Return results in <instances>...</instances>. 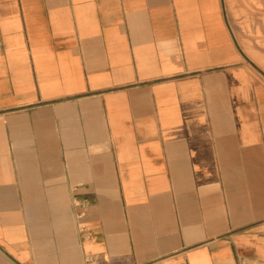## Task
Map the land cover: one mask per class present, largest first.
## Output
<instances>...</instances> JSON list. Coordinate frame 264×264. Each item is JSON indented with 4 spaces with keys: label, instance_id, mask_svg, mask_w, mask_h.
Instances as JSON below:
<instances>
[{
    "label": "crops",
    "instance_id": "0c3cea01",
    "mask_svg": "<svg viewBox=\"0 0 264 264\" xmlns=\"http://www.w3.org/2000/svg\"><path fill=\"white\" fill-rule=\"evenodd\" d=\"M253 1L0 0V264H264Z\"/></svg>",
    "mask_w": 264,
    "mask_h": 264
},
{
    "label": "rangeland",
    "instance_id": "374dc122",
    "mask_svg": "<svg viewBox=\"0 0 264 264\" xmlns=\"http://www.w3.org/2000/svg\"><path fill=\"white\" fill-rule=\"evenodd\" d=\"M253 23H254V26L261 24V23H259V20L256 19V16H254V18H253ZM242 25H245V24L242 23ZM249 32H252V36L257 38L259 40L258 42L261 43V40L264 38V34H262V32H261L260 26H258V30L256 33H254L252 29H250Z\"/></svg>",
    "mask_w": 264,
    "mask_h": 264
},
{
    "label": "bare ground",
    "instance_id": "6f19581e",
    "mask_svg": "<svg viewBox=\"0 0 264 264\" xmlns=\"http://www.w3.org/2000/svg\"><path fill=\"white\" fill-rule=\"evenodd\" d=\"M253 1V0H252ZM259 1V0H258ZM258 1H257V3H258ZM254 2V1H253ZM256 2V1H255ZM263 6V5H262ZM235 8V7H234ZM263 10V9H262Z\"/></svg>",
    "mask_w": 264,
    "mask_h": 264
}]
</instances>
